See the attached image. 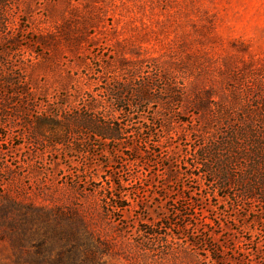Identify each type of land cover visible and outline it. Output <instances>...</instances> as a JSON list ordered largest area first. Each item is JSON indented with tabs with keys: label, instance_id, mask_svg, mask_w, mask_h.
<instances>
[{
	"label": "rangeland",
	"instance_id": "obj_1",
	"mask_svg": "<svg viewBox=\"0 0 264 264\" xmlns=\"http://www.w3.org/2000/svg\"><path fill=\"white\" fill-rule=\"evenodd\" d=\"M85 107L127 133L34 131ZM258 160L264 0H0V264H264Z\"/></svg>",
	"mask_w": 264,
	"mask_h": 264
},
{
	"label": "trees",
	"instance_id": "obj_2",
	"mask_svg": "<svg viewBox=\"0 0 264 264\" xmlns=\"http://www.w3.org/2000/svg\"><path fill=\"white\" fill-rule=\"evenodd\" d=\"M33 128L35 132L43 135V138L46 139L49 143L53 144H61L64 146L65 150H75V151H83L80 145L75 143V141H70L68 136L72 132L81 133L84 136H88V140H93L94 137H98L100 141H120L124 134L127 133L125 131V127L119 123L118 121H111L108 117L104 115H99L98 112H94L92 109L80 108L74 111L72 110H64L62 114L56 113H46V114H37L33 115ZM49 135H56L59 138L55 140H49ZM92 137V138H91ZM236 137V136H234ZM95 141V140H94ZM70 144V145H68ZM94 145H91L92 150L90 151L93 155L94 152ZM233 149V145L229 146L227 142L217 143L212 146L208 145V147H200L199 148V158L201 159L200 165H204L205 167L208 166V162L214 163L218 165V169H215V173L220 172L217 178L225 183L226 180H231L233 178L232 171L235 169V165L233 164V157L238 158L239 152L232 153V150L229 151L228 148ZM239 148L236 147V150ZM115 155L117 154L118 149H114ZM87 151V149H86ZM101 156H107L105 154V148H101L98 151ZM111 152V150H109ZM257 159L262 158V154L253 153ZM208 158L210 161H208ZM132 159H136V157H132ZM206 160L203 162V160ZM215 160V161H213ZM258 161H252L250 167H255V171L257 172V176L251 180L253 187H258L261 190V193L264 194V165H258ZM107 161H105V165H107ZM221 164V167H219ZM224 173V174H223ZM213 174V173H212ZM231 175V177H230ZM241 179H244L241 176ZM241 179L237 178V181ZM241 182V181H240ZM245 183L247 185L246 192H251L250 185L248 180Z\"/></svg>",
	"mask_w": 264,
	"mask_h": 264
}]
</instances>
